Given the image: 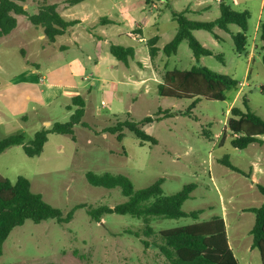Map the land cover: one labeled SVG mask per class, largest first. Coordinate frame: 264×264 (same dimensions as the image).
<instances>
[{
	"label": "rangeland",
	"instance_id": "obj_1",
	"mask_svg": "<svg viewBox=\"0 0 264 264\" xmlns=\"http://www.w3.org/2000/svg\"><path fill=\"white\" fill-rule=\"evenodd\" d=\"M44 1L56 4L58 12L67 19H81L83 25L71 28L52 44L41 38L44 36L42 27L33 26L27 16H19L17 28L1 38L0 61L7 64L9 76H17V79L13 85L7 77H0V110L4 114L6 110L11 118L8 129L0 125V140L23 133L29 142L37 131L49 126L43 124L44 120L66 123L70 119L65 106L74 105L66 97L52 106L39 104L35 111L30 110L32 106L26 101V95L34 92L22 86L21 77L27 68L31 69L26 67L27 63H39L45 77L43 86H37L39 89L48 83L59 84L70 93L75 87L92 89L91 94L84 97L87 109L83 121L88 127H75L77 143L71 136L50 134L43 153L37 157H28L22 146L8 148L0 154V175L12 183L19 177L27 178L32 191L60 209L64 217L71 211L74 213L68 223L27 220L23 226L16 227L3 245L0 264H169L159 250L145 247L144 236L137 238L129 233L143 229V220L109 214L97 221L90 216L92 208H114L128 198L120 188L90 185L86 179L89 172L125 175L136 189L163 180L162 188L167 195L181 191L185 185H194L184 210H202L199 221L223 217L230 246L238 259L251 257L253 264H262L258 249L252 248L256 215L248 210L264 203V195L258 189V185L264 186V142L243 150L235 149L231 145L228 120L233 107L244 109L245 99L251 110L264 119V49L259 32V24L264 23V0H223L234 11L250 14L248 42L243 54L236 51L229 33L215 29L219 36L216 39L205 30L194 32L205 48L223 54L224 63L215 55L197 60L186 41L176 55L167 57L162 52L178 29L172 15L174 10L183 11L193 6L198 13L203 12L187 13L189 19L213 21L220 16L221 0H168V4L155 2L133 10L128 6L139 0H87L78 5H71L70 0H25L24 6L29 15H33ZM100 17L113 18L120 23L125 18L128 27L120 23L101 26L97 22ZM118 27H121L120 36L128 40L123 41L138 48L136 57L128 64L119 62L109 53L110 61L104 60L95 67L93 61L87 60L86 51L79 55L78 49H74L63 54L69 62H75L71 69L66 60L60 58L59 51L54 50L61 46L81 48L93 29L107 33L111 43H121L122 39L118 40L114 34ZM230 29L233 34L240 31L236 25ZM155 37V46L161 51L152 59L149 45ZM74 54L80 57L81 64L73 60L77 59ZM114 62L119 67L118 72ZM193 65L228 75L240 85L238 90L227 92L225 101L202 99L192 114L185 116L193 101L163 98L158 94V86L167 71L188 70ZM117 75L122 82H131L126 76L142 81V88L134 92L128 89L129 94L112 99L100 86L102 79ZM93 81L95 85H91ZM146 117L154 121L145 125L144 130L158 140L157 144L142 142L129 131L124 132L123 142L118 143L115 136L106 132L117 121L140 122ZM193 222L190 218H157L151 226L158 232Z\"/></svg>",
	"mask_w": 264,
	"mask_h": 264
},
{
	"label": "trees",
	"instance_id": "obj_2",
	"mask_svg": "<svg viewBox=\"0 0 264 264\" xmlns=\"http://www.w3.org/2000/svg\"><path fill=\"white\" fill-rule=\"evenodd\" d=\"M87 0H70L71 5H78ZM25 0H0V38L8 36L17 27L15 16H27L35 27H42L44 35L49 43H54L57 37L64 35L69 29L79 24V20H69L57 11L56 4H47L46 1L39 6L38 12L29 15L25 6ZM155 2L168 0H139L129 6V9L147 7ZM188 10L172 12L173 19L178 25L173 39L168 42L162 52L171 57L178 53L180 45L186 41L194 57L198 60L202 56H216L224 63L223 54H215L205 48L195 37L194 32L205 30L215 36L214 32L220 29L232 35L236 51L239 54L246 52L248 42V25L250 14L248 11L236 12L226 3L220 2V16L213 21L191 20L187 17ZM101 24H113L108 17L100 18ZM240 28L237 34L231 32L230 26ZM260 40L264 49V23L259 24ZM157 37L149 45V55L153 59L159 51L155 46ZM110 53L116 60L128 64L135 58V49L132 46L110 45ZM264 65V55L262 56ZM240 82L228 75L213 72L205 66L193 65L188 70H170L164 74L163 83L158 86V94L163 98L176 100H191L185 116L191 115L192 110L202 99L210 101H225L228 91L238 90ZM76 107L71 119L66 123L56 122L50 128L37 131L32 140L26 141L23 133L10 135L0 140V154L13 146H22L28 157H37L43 153L44 146L50 134L67 135L75 140V127L88 125L83 122L85 116V100L80 97L72 99ZM228 129L231 133V145L235 149L243 150L252 144H262L264 137V119L251 110L248 100H244V109L233 107L230 111ZM171 117V116H170ZM159 120V119H158ZM152 117H146L137 122L132 119L117 121L114 126L107 128L106 132L115 136L118 143L124 140V132L129 131L142 142L157 144L158 140L144 130V126L153 123ZM228 167L240 172L233 165ZM88 183L94 187L105 189L120 188L128 200L114 208L100 206L89 210L90 216L100 221L104 215L118 214L128 215L141 219L144 228L137 232H129L137 238L144 236L143 243L146 248L159 250L169 264H240L229 243L226 223L223 217L216 216L209 220L199 221L202 210L186 212L183 208L187 200L191 199L194 185H185L175 194L164 193L163 180H158L150 186L136 189L133 182L125 175L103 173L86 174ZM261 194L264 195V186L258 185ZM256 215V222L252 229V248H257L261 262L264 264V203L258 208L248 210ZM73 211L64 217L63 212L48 204L43 196L34 193L30 181L25 177H19L15 183L0 175V256L3 254V245L10 233L19 226H23L27 220L41 223L47 220H56L59 223H68L73 218ZM181 219L190 218L193 223L159 230L156 232L151 223L154 219Z\"/></svg>",
	"mask_w": 264,
	"mask_h": 264
},
{
	"label": "crops",
	"instance_id": "obj_3",
	"mask_svg": "<svg viewBox=\"0 0 264 264\" xmlns=\"http://www.w3.org/2000/svg\"><path fill=\"white\" fill-rule=\"evenodd\" d=\"M197 5H200V3H197ZM113 9L115 10V7H113ZM128 9H129V6H128ZM129 10H131V9H129ZM184 10H188L189 11L188 13H190V14H199V13L202 14V12H203V10H202V11H200L198 13V11H197L198 9L194 8L193 6H188ZM19 16H21V15L15 16L16 19H17V22L19 21ZM70 18H69V20L73 19V18H71V19ZM100 18H102V17H100ZM100 18L97 19V22L101 26L109 27V26L115 25L116 23H120V22L116 21L115 19L110 18L112 21H114L113 24H101L100 21H99ZM123 19H124L125 22L123 21L120 24L123 27H128V22L125 20V18H123ZM74 20H79V24L74 26L75 28L78 27V26L83 25V21L81 19L74 18ZM17 26H18V24H17ZM119 28H121V27H118L117 29H115L114 34L116 35L118 40L122 39L121 43H118V44L111 43V41L109 40V36H107V33H98L97 31H95L93 29L92 31H95V33L92 32V31L90 33H88V37L86 36L85 40H84L86 42H83V44H82L83 45L81 47L82 49L78 48L76 46L64 47V48H62V46H61V47H58V48H54V50L55 51H59V53L61 55L60 58L66 60L65 62L68 63V66L71 69H72V67H73L75 62H72V61L69 62L67 60V58L63 54L64 53L68 54L71 50H74V49H78V54L79 55L80 54L84 55L83 51H86L87 53H85V54L87 56V60L90 61V62L93 61L94 62V66L95 67H99L104 60L110 61V57H111L110 56V54H111L110 53V45L111 44L129 46V45H127L125 43V41H123V40H126L125 39L126 37L124 38V36L123 37L120 36L122 34L119 33ZM112 30H114V29H112ZM64 35L57 37V39H60V38L64 37ZM41 38H46V36L45 35L41 36ZM57 39H56V41H57ZM0 40H2V39L0 38ZM126 41L128 42V40H126ZM132 47H134V46H132ZM134 49H135V57H136V54L138 53V48L134 47ZM73 56H77V55L74 54ZM75 58L76 57H74L73 60H76V64H81V61H79L80 57L77 56V59H75ZM27 62H28V60L26 61V63ZM114 64H115V67H116L117 72H118L119 71V67L117 68V63L114 62ZM38 65H39V63L38 64H36V63H33V64L27 63L26 67L30 66L31 69L27 68L26 71H25V74L21 76L23 78L22 86L23 87L25 86V89L28 87L30 89L29 91H33L34 92L33 95H31L29 93L26 95V101H30L31 106H32L30 108V110L33 111V109H34V111H35L36 110V106L39 105V104H42V105L46 104L48 106H52L53 104L57 103L60 100V98H62V97H66L68 99V101L70 100L72 102V99L74 97L80 96V97H82L84 99L85 96H89L91 94L92 89H87V88L78 89L76 87H75V91L74 92H71V93L70 92H66L64 87H62V86H60L59 84H56V83H50V84L48 83V84L44 85V88L42 87V88L39 89L37 86H39V87L43 86V82L45 80V77H44V75L41 74V70L38 67ZM7 69H9V68H8L7 64L4 63V60L0 61V77H3V76L7 77V79H9V81L11 80L9 83L10 84L13 83V85H14L13 81H15L17 79V76L14 77V76L11 75L12 77H10ZM47 71H49V68L47 69ZM73 71L74 72H72V74L75 75L76 72H75V70H73ZM122 75H123V73H122ZM126 78L127 79H131V82H122L121 79L118 78V75L115 76V77L112 76L111 79H102L103 81L101 82L102 84H101L100 87H101V89L106 91L108 93V95L112 99H117L116 97H119L123 93L129 94V92L127 91L128 89H131L134 92L135 89H141L142 88V81L135 80V79H133V78H131L129 76H126ZM91 85H95V82L93 81ZM15 87L18 88L19 86H15ZM84 100L86 102V107H85V114H86L87 101H86V99H84ZM65 107H66V110L69 112L70 119H71V116L75 112L76 107L68 105V103L66 104ZM1 114H3V115H1ZM25 119L28 120L29 116L26 115ZM43 122H44L43 124H45V126L47 124H49V126L46 127V128H50V126H52L54 123H56V122H50L48 120H44ZM0 125H1V127L3 129H8L9 127H11V118L8 117V115L6 113V110H5V114L3 113V110H0ZM74 137H75V140L74 139H72V140L75 143H77V138H76L75 134H74ZM48 141H49V137H48ZM48 141H47V143H48ZM46 144H45V146H46ZM60 150H62V148H60L59 151ZM152 249H154V248H152ZM252 251H253V249L251 248L250 249V253H252ZM237 259H238V257H237ZM238 260H239L240 264H253L251 257H247L246 258V257H243V256L241 257L240 256V259H238Z\"/></svg>",
	"mask_w": 264,
	"mask_h": 264
},
{
	"label": "built area",
	"instance_id": "obj_4",
	"mask_svg": "<svg viewBox=\"0 0 264 264\" xmlns=\"http://www.w3.org/2000/svg\"><path fill=\"white\" fill-rule=\"evenodd\" d=\"M133 39L136 40L137 39V36H133ZM141 41H142V39H141Z\"/></svg>",
	"mask_w": 264,
	"mask_h": 264
}]
</instances>
